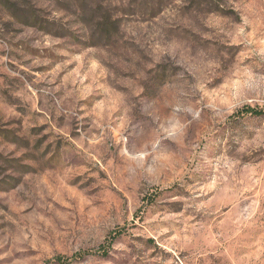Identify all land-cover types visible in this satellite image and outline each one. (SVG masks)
Here are the masks:
<instances>
[{"label": "rangeland", "instance_id": "obj_1", "mask_svg": "<svg viewBox=\"0 0 264 264\" xmlns=\"http://www.w3.org/2000/svg\"><path fill=\"white\" fill-rule=\"evenodd\" d=\"M0 264H264V0H0Z\"/></svg>", "mask_w": 264, "mask_h": 264}, {"label": "trees", "instance_id": "obj_2", "mask_svg": "<svg viewBox=\"0 0 264 264\" xmlns=\"http://www.w3.org/2000/svg\"><path fill=\"white\" fill-rule=\"evenodd\" d=\"M250 112H251V113H255V115H258V114L261 113V112H255V111H253V110H251Z\"/></svg>", "mask_w": 264, "mask_h": 264}]
</instances>
